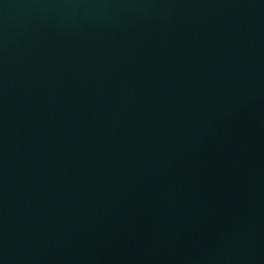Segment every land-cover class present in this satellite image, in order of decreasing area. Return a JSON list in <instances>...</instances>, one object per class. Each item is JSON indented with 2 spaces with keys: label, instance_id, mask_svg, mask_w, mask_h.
Returning a JSON list of instances; mask_svg holds the SVG:
<instances>
[{
  "label": "water",
  "instance_id": "water-1",
  "mask_svg": "<svg viewBox=\"0 0 264 264\" xmlns=\"http://www.w3.org/2000/svg\"><path fill=\"white\" fill-rule=\"evenodd\" d=\"M0 264H264V0H0Z\"/></svg>",
  "mask_w": 264,
  "mask_h": 264
}]
</instances>
